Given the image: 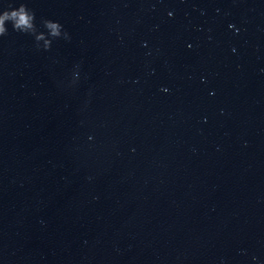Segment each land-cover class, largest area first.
I'll return each mask as SVG.
<instances>
[{
    "label": "water",
    "instance_id": "water-1",
    "mask_svg": "<svg viewBox=\"0 0 264 264\" xmlns=\"http://www.w3.org/2000/svg\"><path fill=\"white\" fill-rule=\"evenodd\" d=\"M21 3L0 264H264V0Z\"/></svg>",
    "mask_w": 264,
    "mask_h": 264
},
{
    "label": "clouds",
    "instance_id": "clouds-1",
    "mask_svg": "<svg viewBox=\"0 0 264 264\" xmlns=\"http://www.w3.org/2000/svg\"><path fill=\"white\" fill-rule=\"evenodd\" d=\"M35 14L23 3L19 7L10 8L0 12V35L6 34L5 21L12 23L14 31L33 33L37 31L34 24ZM44 25L51 29L53 36H59L62 25L58 21L44 20Z\"/></svg>",
    "mask_w": 264,
    "mask_h": 264
}]
</instances>
